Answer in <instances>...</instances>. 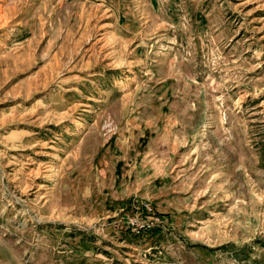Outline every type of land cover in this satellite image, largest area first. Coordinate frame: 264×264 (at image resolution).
Here are the masks:
<instances>
[{
	"label": "rangeland",
	"instance_id": "rangeland-1",
	"mask_svg": "<svg viewBox=\"0 0 264 264\" xmlns=\"http://www.w3.org/2000/svg\"><path fill=\"white\" fill-rule=\"evenodd\" d=\"M0 264H264V0H0Z\"/></svg>",
	"mask_w": 264,
	"mask_h": 264
},
{
	"label": "trees",
	"instance_id": "trees-1",
	"mask_svg": "<svg viewBox=\"0 0 264 264\" xmlns=\"http://www.w3.org/2000/svg\"><path fill=\"white\" fill-rule=\"evenodd\" d=\"M141 210L144 212L145 211V209L144 208H141ZM255 261V260H254Z\"/></svg>",
	"mask_w": 264,
	"mask_h": 264
}]
</instances>
